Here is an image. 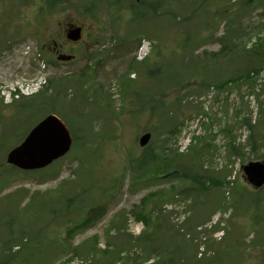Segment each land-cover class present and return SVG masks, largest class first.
Returning <instances> with one entry per match:
<instances>
[{"label": "rangeland", "instance_id": "rangeland-1", "mask_svg": "<svg viewBox=\"0 0 264 264\" xmlns=\"http://www.w3.org/2000/svg\"><path fill=\"white\" fill-rule=\"evenodd\" d=\"M111 1L0 0V264H264V186L241 170L264 160V0H120L117 19ZM66 21L83 25V41L60 46L74 57L38 59ZM41 63L43 96L8 102ZM50 113L70 150L43 169L8 165ZM146 197L149 226L135 213Z\"/></svg>", "mask_w": 264, "mask_h": 264}, {"label": "water", "instance_id": "water-1", "mask_svg": "<svg viewBox=\"0 0 264 264\" xmlns=\"http://www.w3.org/2000/svg\"><path fill=\"white\" fill-rule=\"evenodd\" d=\"M72 39L77 34L70 36ZM150 138L146 133L139 139L141 146ZM71 144V137L63 122L55 115L41 120L7 155V162L22 169L42 168L54 159L66 153ZM246 179L255 187L264 184V162L252 161L243 166Z\"/></svg>", "mask_w": 264, "mask_h": 264}, {"label": "trees", "instance_id": "trees-1", "mask_svg": "<svg viewBox=\"0 0 264 264\" xmlns=\"http://www.w3.org/2000/svg\"><path fill=\"white\" fill-rule=\"evenodd\" d=\"M53 1V0H52ZM257 43H264V38H259L258 39V42ZM39 96L40 97H38L37 99H35L34 101H35V103L38 101V99L39 98H41L42 96H43V93H39ZM16 113H19V112H21L22 111V109H20V108H16ZM151 154H153V156H154V152H153V150H151V148L148 146L147 148H145L144 149V151L142 152V153H140V154H137L136 155V157L134 158V160L135 161H137L139 164H140V166L142 167V165H144V164H146L147 162H148V160L151 158ZM159 168H160V165H158L157 166V168H155V170H154V173L155 174H159ZM177 170V169H176ZM172 172H176V171H172ZM168 174V173H167ZM167 174H165V175H167ZM164 175V176H165ZM209 180H210V182H211V184H213V185H220L221 184V181L220 180H218L217 179V177L215 176V175H213V176H210L209 177ZM154 194L153 193H151L149 196H153ZM145 203V204H144ZM146 203H147V197L146 198H144L143 200H141V202H140V207H137L136 208V211H135V213H136V218L138 219V220H142L143 222H144V224L146 225V226H149V224L151 223V214H148L147 213V211H146ZM94 207H92V211H91V213L92 212H94V210L95 209H93ZM91 214L90 215H86L85 217H83L82 218V220H81V224L78 226V225H76V226H74V227H80V226H82V225H84V224H86L90 219H91ZM70 230L71 229H68L67 230V232H68V234H67V239H66V241L65 242H68L70 239V237L72 236V232H70ZM42 241L44 242V243H55L56 241H49V240H47V239H42L41 240V243H42ZM107 250H103L102 252H106ZM18 252V251H17ZM96 252V250L94 251V253H92V255H91V258H92V260L91 261H93L96 257H97V253H95ZM100 257V256H99ZM137 260H138V258H136ZM141 259V258H140ZM144 260V257H142V259L139 261V263L141 262V261H143ZM153 261H155L154 263H152V264H166V261H164V260H162V259H158V260H155V259H153Z\"/></svg>", "mask_w": 264, "mask_h": 264}]
</instances>
